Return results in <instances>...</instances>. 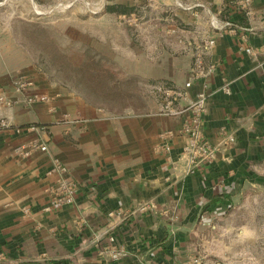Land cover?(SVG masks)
I'll list each match as a JSON object with an SVG mask.
<instances>
[{
    "label": "crops",
    "instance_id": "0c3cea01",
    "mask_svg": "<svg viewBox=\"0 0 264 264\" xmlns=\"http://www.w3.org/2000/svg\"><path fill=\"white\" fill-rule=\"evenodd\" d=\"M234 1L106 2V8L129 9H107L113 17L137 13L144 36L171 39L169 44L156 38L154 46L148 41L140 73L169 84L165 90L185 91L187 98L177 99L182 107L202 89L200 81L185 88L194 55L207 34L216 36L214 45L202 48L206 62L217 65L209 77L203 128L215 145L223 143L222 126L236 140L223 146L214 163L188 172L181 156L185 137L171 140L170 158L155 148L165 144L161 134L178 130L184 117L166 113L160 99L151 100L144 112L101 110L36 67L13 61L10 55L18 48L13 22L22 15L8 10L13 4L17 8L18 0H0V85L13 93L16 72L26 68L37 89L54 95L58 107L54 113L49 103L28 105L20 96L13 107L0 110V120L11 124L0 122V264H189L212 219L264 193V0H253L252 16L232 6ZM142 5L150 6L154 17ZM228 22L240 28L229 31ZM241 27L254 28L247 42L240 38ZM226 82L230 93L223 90ZM46 136L47 152L19 154L31 140ZM54 157L68 165L81 189L73 204L46 212ZM24 206L32 209L29 216ZM111 236L126 247L127 257L112 259Z\"/></svg>",
    "mask_w": 264,
    "mask_h": 264
},
{
    "label": "rangeland",
    "instance_id": "374dc122",
    "mask_svg": "<svg viewBox=\"0 0 264 264\" xmlns=\"http://www.w3.org/2000/svg\"><path fill=\"white\" fill-rule=\"evenodd\" d=\"M107 1L18 0L17 8L8 6L22 15L13 22L18 48L10 59L36 67L95 106L144 112L151 100H164L169 84L140 73L142 51L149 40L154 46L156 38L169 44L171 39L144 36L137 13L106 14ZM141 9L154 17L150 6ZM203 230L189 264H264V193L237 203Z\"/></svg>",
    "mask_w": 264,
    "mask_h": 264
},
{
    "label": "built area",
    "instance_id": "2783aa9c",
    "mask_svg": "<svg viewBox=\"0 0 264 264\" xmlns=\"http://www.w3.org/2000/svg\"><path fill=\"white\" fill-rule=\"evenodd\" d=\"M234 7H238L250 16L253 15V0H235L232 4ZM229 31H236L240 26L227 23ZM240 38L243 42L249 40L250 34L254 32L253 27H241ZM224 30H218L217 35H224ZM216 36L213 34H207V38L204 43V47H200L196 51L193 63L191 67V73L188 81L185 84V88L191 87L196 81H200L202 85L201 91L196 95L194 99L189 100L188 105L182 107L177 104L178 97L187 98L186 92L177 89H166L165 98L163 100V110L175 116L184 117L181 127L178 130L169 129L161 134V138L165 144H158L155 146L156 150L163 152L170 158L171 152V140L178 136L186 138L181 150V156L184 158L187 171L190 172L193 169L203 165L212 164L217 159L218 153L223 149V146H227L234 143L236 137L234 133L230 132L226 126H222L219 131V135L223 140L222 145L213 144L205 135L204 132V117L208 109L209 98V77L214 73L217 68L215 63H207L202 48H207L215 44ZM246 51L250 54H254V49L248 46ZM226 93H230L229 83L223 87ZM22 96L28 105H32L37 102L49 103V110L51 112H57L58 107L54 104L55 96L46 92L39 91L37 89L35 79L27 74H18L13 80V93H9L2 85H0V110L13 107L18 98ZM101 110H104L101 108ZM64 119H69L70 114L64 113ZM1 125L11 127V124L7 119L0 120ZM17 132H21V128H16ZM40 150L47 152L49 150L48 136L43 138H35L31 140L24 148H20L19 154L24 156L34 151ZM48 175H54L55 180L47 187L48 202L43 207L46 212H51L59 209L63 206L73 204L80 193V183L77 181L70 172V169L66 163H64L59 157L53 158V166L48 171ZM168 180L170 177L167 178ZM220 184L212 186L213 191H217ZM144 206L141 210H145ZM24 216H29L32 213V209L29 206L22 207ZM111 244L108 246L109 254L112 259L121 260L128 256V250L124 246H118L115 241V236L110 237ZM176 264H185L183 262Z\"/></svg>",
    "mask_w": 264,
    "mask_h": 264
},
{
    "label": "trees",
    "instance_id": "16d2710c",
    "mask_svg": "<svg viewBox=\"0 0 264 264\" xmlns=\"http://www.w3.org/2000/svg\"><path fill=\"white\" fill-rule=\"evenodd\" d=\"M107 9H111L113 11H117L118 13H122V12H126L128 11L129 9H126L125 6L121 5V4H116V5H113V6H108Z\"/></svg>",
    "mask_w": 264,
    "mask_h": 264
}]
</instances>
